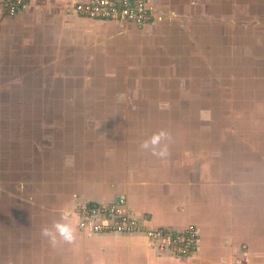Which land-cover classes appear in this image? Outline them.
<instances>
[{
	"label": "crops",
	"instance_id": "0c3cea01",
	"mask_svg": "<svg viewBox=\"0 0 264 264\" xmlns=\"http://www.w3.org/2000/svg\"><path fill=\"white\" fill-rule=\"evenodd\" d=\"M81 1L0 0V264H264V0H146L143 25ZM161 129L164 159L140 147ZM112 202L196 249L77 227Z\"/></svg>",
	"mask_w": 264,
	"mask_h": 264
},
{
	"label": "built area",
	"instance_id": "2783aa9c",
	"mask_svg": "<svg viewBox=\"0 0 264 264\" xmlns=\"http://www.w3.org/2000/svg\"><path fill=\"white\" fill-rule=\"evenodd\" d=\"M25 0H8L6 11L14 15ZM74 9L83 17L113 20L143 25L152 21L153 15L146 0H91L77 2ZM77 227L92 233L117 232L132 233L143 231L145 235L160 247L168 248L173 254L187 256L198 243V231L195 226L175 230L165 226L144 227L138 219L122 209L116 203L84 205L77 213Z\"/></svg>",
	"mask_w": 264,
	"mask_h": 264
},
{
	"label": "clouds",
	"instance_id": "9594fccd",
	"mask_svg": "<svg viewBox=\"0 0 264 264\" xmlns=\"http://www.w3.org/2000/svg\"><path fill=\"white\" fill-rule=\"evenodd\" d=\"M171 139V134L161 129L144 140L140 147L143 150H149L153 156L164 159L169 155L168 142H171ZM61 219L67 220V214L62 216ZM73 231L68 223L55 221L51 227L44 226L41 228V236L47 238L49 243L55 247L60 242L72 244L75 241Z\"/></svg>",
	"mask_w": 264,
	"mask_h": 264
},
{
	"label": "rangeland",
	"instance_id": "374dc122",
	"mask_svg": "<svg viewBox=\"0 0 264 264\" xmlns=\"http://www.w3.org/2000/svg\"><path fill=\"white\" fill-rule=\"evenodd\" d=\"M6 219V218H5Z\"/></svg>",
	"mask_w": 264,
	"mask_h": 264
}]
</instances>
